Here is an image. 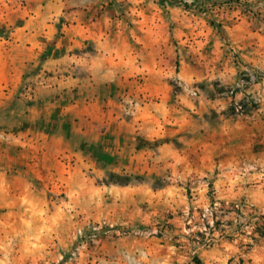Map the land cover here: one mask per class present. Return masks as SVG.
I'll use <instances>...</instances> for the list:
<instances>
[{"label": "rangeland", "instance_id": "1", "mask_svg": "<svg viewBox=\"0 0 264 264\" xmlns=\"http://www.w3.org/2000/svg\"><path fill=\"white\" fill-rule=\"evenodd\" d=\"M251 188L264 0H0V264H199Z\"/></svg>", "mask_w": 264, "mask_h": 264}, {"label": "built area", "instance_id": "2", "mask_svg": "<svg viewBox=\"0 0 264 264\" xmlns=\"http://www.w3.org/2000/svg\"><path fill=\"white\" fill-rule=\"evenodd\" d=\"M228 214L230 217H226ZM199 218L197 231L204 235L201 244L208 247L219 239L228 237L230 232L250 236L258 228L263 227L264 208L255 207L245 197L234 201L217 199L201 209ZM191 219L192 216L186 221L190 230ZM91 236H95L94 233Z\"/></svg>", "mask_w": 264, "mask_h": 264}, {"label": "crops", "instance_id": "3", "mask_svg": "<svg viewBox=\"0 0 264 264\" xmlns=\"http://www.w3.org/2000/svg\"><path fill=\"white\" fill-rule=\"evenodd\" d=\"M263 195L258 188H251L248 196L244 197L255 207L261 208L259 203ZM226 217H230V214ZM191 243H187V246L192 247ZM195 253L200 260L199 264H264V226L250 236L230 232L228 237L221 238L208 247L198 245Z\"/></svg>", "mask_w": 264, "mask_h": 264}]
</instances>
